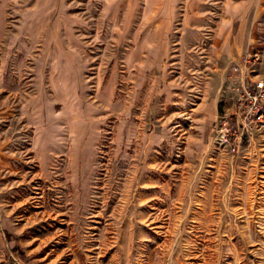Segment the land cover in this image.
Here are the masks:
<instances>
[{
    "label": "rangeland",
    "instance_id": "1",
    "mask_svg": "<svg viewBox=\"0 0 264 264\" xmlns=\"http://www.w3.org/2000/svg\"><path fill=\"white\" fill-rule=\"evenodd\" d=\"M219 3L0 0V264H264V12L219 76Z\"/></svg>",
    "mask_w": 264,
    "mask_h": 264
},
{
    "label": "crops",
    "instance_id": "2",
    "mask_svg": "<svg viewBox=\"0 0 264 264\" xmlns=\"http://www.w3.org/2000/svg\"><path fill=\"white\" fill-rule=\"evenodd\" d=\"M259 1V10L264 12V0ZM219 12L221 15L217 19L215 25V50H219L223 54V59L225 60L224 65L219 66L218 75L230 76L232 74L231 64L236 60H240L244 50L252 49L255 44V37L258 34V20L252 17L251 12L255 11L254 0H221L219 3ZM197 4L192 3L188 10L195 11L197 9ZM262 6V7H261ZM258 10V11H259ZM237 13H245L241 16ZM237 14V15H236ZM155 56L147 55V57H141L138 63V69L141 70V75L148 76L145 81L135 82V87H154L155 80H157L156 73L152 71L155 64ZM149 70V71H148ZM57 87H92V85L87 84L85 80L81 83L72 84L70 79H60L57 81ZM93 87H110L109 85L96 84ZM215 87H220L218 84ZM106 95L105 98H109V94L106 92L107 89H102Z\"/></svg>",
    "mask_w": 264,
    "mask_h": 264
},
{
    "label": "built area",
    "instance_id": "3",
    "mask_svg": "<svg viewBox=\"0 0 264 264\" xmlns=\"http://www.w3.org/2000/svg\"><path fill=\"white\" fill-rule=\"evenodd\" d=\"M254 56H258L257 51H255ZM250 59V56L246 57L245 67L248 66L247 62ZM242 87V94L235 103L233 110L237 126L235 127L236 136L240 135L238 131H241V128L242 130L250 129V127L264 121V80L249 77L247 80L244 79Z\"/></svg>",
    "mask_w": 264,
    "mask_h": 264
}]
</instances>
